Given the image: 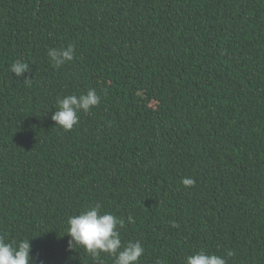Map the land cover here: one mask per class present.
<instances>
[{
    "label": "trees",
    "instance_id": "trees-1",
    "mask_svg": "<svg viewBox=\"0 0 264 264\" xmlns=\"http://www.w3.org/2000/svg\"><path fill=\"white\" fill-rule=\"evenodd\" d=\"M89 89L100 103L55 127ZM97 204L138 264H264V0H0V236L33 264H95L65 222Z\"/></svg>",
    "mask_w": 264,
    "mask_h": 264
},
{
    "label": "clouds",
    "instance_id": "clouds-1",
    "mask_svg": "<svg viewBox=\"0 0 264 264\" xmlns=\"http://www.w3.org/2000/svg\"><path fill=\"white\" fill-rule=\"evenodd\" d=\"M48 56L52 63L59 67L73 60L74 49L72 46L61 49L50 48ZM9 71L17 77H23L29 71V64L16 60L9 66ZM31 80L25 77L24 82ZM99 103L100 97L95 89H89L79 96L68 95L58 98L51 120L55 122V127L59 126L64 131H70L79 123L81 111L89 112ZM181 182L185 187L194 186L195 183L190 177L183 178ZM128 222L134 223L133 217L129 216ZM65 223L66 235L70 237L68 250L83 248L93 258L95 264H103L102 253L114 257V264H138L139 258L144 253V247L139 241H130L122 246L119 228L124 226V221L111 213H102L98 204L89 206L79 214L69 216ZM30 252V239L9 242L0 236V264H33ZM184 264H226V260L214 253H205L201 250L187 255Z\"/></svg>",
    "mask_w": 264,
    "mask_h": 264
}]
</instances>
